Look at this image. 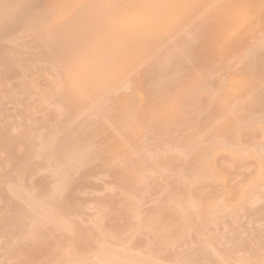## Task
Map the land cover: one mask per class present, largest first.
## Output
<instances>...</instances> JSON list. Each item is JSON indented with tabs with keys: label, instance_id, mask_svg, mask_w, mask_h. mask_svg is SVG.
Here are the masks:
<instances>
[{
	"label": "bare ground",
	"instance_id": "1",
	"mask_svg": "<svg viewBox=\"0 0 264 264\" xmlns=\"http://www.w3.org/2000/svg\"><path fill=\"white\" fill-rule=\"evenodd\" d=\"M0 264H264V0H0Z\"/></svg>",
	"mask_w": 264,
	"mask_h": 264
}]
</instances>
